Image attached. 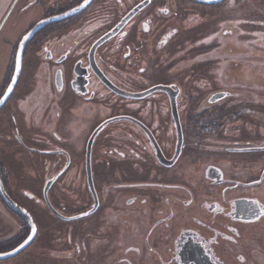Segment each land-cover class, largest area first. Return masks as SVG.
<instances>
[{"label":"rangeland","instance_id":"rangeland-1","mask_svg":"<svg viewBox=\"0 0 264 264\" xmlns=\"http://www.w3.org/2000/svg\"><path fill=\"white\" fill-rule=\"evenodd\" d=\"M31 1L0 0V88L5 82L8 66L14 59L13 52L17 42L44 16L40 7L35 4L31 6L34 2ZM48 1L40 0L39 4L48 5ZM70 1L61 0L60 7L68 5ZM59 2L55 0L54 7H58ZM110 4L118 6L119 2L98 1L97 6L93 7L96 19L80 29L81 33L74 32L63 38L68 42L67 46L76 45L89 35L100 34L112 28L118 18L105 15V11L111 10ZM134 6L129 4L128 8L132 9ZM154 6L170 11L174 21H162L161 17L154 19L149 24L148 36L156 35L158 30L170 33L171 36L168 43L162 44L163 48L157 54L152 52L155 59H151L152 66L145 67L146 78L136 90L144 92L172 82L180 92L177 104L182 126L186 130L191 126L201 128L194 130L197 139L187 136L179 167L184 169L188 177H180L177 183L183 187H191L194 204L200 203L201 207L204 202L217 198L213 195L217 188L222 194L218 195L222 205L235 198H258L264 203V0H224L213 5L193 0H156ZM119 9L125 11L123 7ZM147 10H143L141 15ZM136 19L125 28L128 31L126 41L132 40L137 34ZM111 41L112 46H115L116 41L111 39L108 43ZM32 60L31 53H27L23 60L22 80L13 98L14 106L10 107L13 112L18 111L16 104H24L20 100L26 88L31 93L25 104L36 111L43 110L48 100L46 98L52 96L51 91L46 90L42 84V77L34 69ZM219 93L225 95L224 98L211 103V99ZM137 101L143 105L142 117L146 121H153L159 137L169 134L173 127V122L170 121L173 120L168 96L155 92ZM67 110L69 113L64 115V124L60 128L62 131L59 132L61 142L53 145L67 153L71 160L70 172L68 177L56 180L48 193V199L55 211L70 218L90 211L92 205L87 178L84 175L81 179L75 177L76 169L81 168L83 171L85 168V148L89 132L83 133L81 127L75 126L73 111L81 114L90 110L92 117L98 116L100 111L95 104L83 106L71 99ZM111 110L108 106L103 108L102 116L111 114ZM22 117H18L20 127H23ZM123 124L117 122L111 127ZM205 127L209 129L207 134ZM57 130L59 129L53 127L50 133ZM34 132L36 135H44L42 138L45 137V142L49 144V137H46L49 134L45 129ZM47 146H50L48 149L53 147L50 144ZM12 147L15 152L4 147L2 152H11L17 158L1 157L0 152V159L5 163L7 186L31 213L38 233L24 251L13 258L0 260V264H125L127 260L129 264H148V255L138 258L127 249L133 244L141 245L145 238L151 223L152 205H145L143 210L127 211L119 207L122 198L116 187L119 183L103 182L96 170L97 190L108 208L94 216L64 221L50 210L45 201L44 189L48 180H38V174L34 179L29 170L32 166L41 174L44 172V162H59L63 155L31 153L16 145ZM37 147L46 151L43 147ZM97 154L99 156L98 149L95 150V155ZM64 161L65 159L62 160ZM210 166L220 168L225 176V182L217 188H213L206 175L202 178L203 168ZM164 190L159 189L163 197L172 195ZM173 195L189 197L188 193L184 195V192L177 191ZM197 209L193 213L201 220L210 214L207 209L204 212H198ZM126 213L133 217L131 224L120 219ZM182 213L186 215L184 211ZM262 227L253 229L256 242H251L254 236L250 233L247 237L242 236L240 244L251 243L264 252V225ZM248 231L245 228L240 233L245 235ZM23 233V222L3 207L0 198V246L14 242ZM240 253L244 256V261L248 260L246 264H253L252 259L258 264H264V257L257 256L252 251L251 259L248 251ZM226 260L229 264H236L231 258Z\"/></svg>","mask_w":264,"mask_h":264},{"label":"flooded vegetation","instance_id":"flooded-vegetation-1","mask_svg":"<svg viewBox=\"0 0 264 264\" xmlns=\"http://www.w3.org/2000/svg\"><path fill=\"white\" fill-rule=\"evenodd\" d=\"M39 1L32 0L31 6L35 4L36 7H40L44 12V16L37 23H34L27 32L39 22L50 17L62 16L86 2V0H71L68 5L60 7L62 2L58 0V9V7H54L55 0H49L48 5L45 3L41 5ZM98 1L101 0H94L82 12L44 27L27 44L24 57L27 53H31L32 65L39 72V76L42 77V84L46 90L51 91L52 96L51 98L45 97L48 100L46 103L44 102V109L36 111L35 108L30 109L28 104H25L31 93L26 88L20 100L24 104H16L15 107L18 111L13 112L10 107L14 106L13 98L22 80L24 70L22 68L14 92L0 110V152L3 151L2 147L15 152L12 145H16L25 152L63 155L64 162H62L63 159L59 162H44V172L41 174L36 172L32 166L29 170L34 179L38 174V180H48L47 182L58 176L57 181L68 177L71 160L65 151L60 150L53 144L61 142L62 137L59 132L62 131L60 128L64 124V115L69 113L67 108L70 105V99L83 106L95 104L100 111L98 116L92 117L90 110H85L81 114L73 111V117L76 118L75 126L81 127L83 133L89 132L85 150L94 131L103 123L116 118L124 119L106 125L93 142L91 170L99 204L93 216L99 214V211L103 212L107 207V203H104L101 194L97 190L96 170H98V175L103 182L117 181L119 183L116 184L117 191H120L122 197L119 207L125 208L127 211L129 209L143 210L145 205H152L151 223L145 238L142 240L141 245L133 244L129 247L128 252L138 258L148 255V264H229L226 258H231L236 264H246L248 260L244 261V256L241 255L240 251H248L249 253L252 251L257 256L264 257V252L253 247L251 243L249 245L240 244L242 236L247 237L250 233L254 236L251 242H256L255 230L256 228H263L264 203L261 200L258 198H235L227 201L226 205L220 204L218 195L219 193L222 194L217 187L225 182V176L220 168L214 166L203 168L202 178L206 175L210 179L211 185L214 186L213 188H217L218 193L213 191V195L217 198L213 201L204 202L202 207L200 203L194 204L195 198H193L191 187H183V185L177 183L180 177L184 178L186 176L184 169L179 167V162L181 161L184 145L187 142V136L194 140L197 139L194 130L201 128L191 126L186 130L182 126L178 109L182 130V149L177 162L172 166H167L165 164H170L174 159L180 140L177 121L173 116L172 109L171 119L173 121L170 122H173V127L169 128V134L160 138L158 131L153 127V121H146L142 117L143 105L137 101L138 99H131L122 94L136 95L142 93L136 89L141 87L146 78L145 67H149L152 63L151 59H155L152 52L157 54L163 48L162 44L168 43L170 40L171 34H165L164 30L162 33L158 30L156 35L149 37L150 22L161 18H163L162 21L173 22L174 17L171 16L170 11L155 8L156 0H117L119 2L118 6L110 4L111 10L105 11V15L118 18L117 23L112 28L100 34L89 35L88 38L80 40L76 45L67 46L68 42H65L63 38L74 32L81 33L80 29L96 19L93 7L97 6ZM129 4L135 6L131 9V7L128 8ZM141 5H144V7L132 20L141 15L143 10H148L147 12L144 11L145 14L135 20V22L138 20L136 24L138 30L132 40L126 41L128 31L125 30L131 20L115 36H112L100 46L94 47L97 41L113 30L132 10ZM121 7L125 8V11L119 9ZM111 39L116 41L115 46H112L113 41L108 43ZM20 40L15 46L14 59L11 60L8 66L5 82L0 88V100L11 83L15 67L14 60ZM161 86L170 87L177 91L178 99L180 92L172 82ZM161 93L168 96L165 92ZM91 102L94 103L91 104ZM107 106L112 108V113H106L105 116H102L101 111ZM19 112L21 115L18 116ZM21 116H23L21 118L23 127H20L18 121V117ZM117 122H123L124 124L111 127ZM170 122L169 124H171ZM53 127L59 130L50 133ZM39 128L45 129L49 134L46 137H49V144L53 146L51 149H48L50 146H47L49 144L45 142L46 138H42L44 135L35 134L34 131L40 130ZM25 131L27 134H23ZM204 131L207 134L209 129L205 127ZM37 146L45 148L46 151L40 150ZM97 149L99 156L98 154L95 155ZM4 156L17 158L11 152L7 154L2 152L1 157ZM4 164L3 159H0V175L6 192L16 204L25 209L23 201L14 195L7 186ZM202 166L203 164H201V168ZM83 175L88 180L86 157L84 170L82 171L80 168V170L76 169L75 171L76 179H81ZM188 184L190 185V183ZM159 189L168 190L172 195L163 197L159 193ZM171 190L184 192V195L188 193L189 197L175 196L173 195L174 191ZM91 200L90 210L95 205L92 193ZM2 205L12 212L3 202ZM196 208H198V212H204V209H207V213L210 214L201 220L193 213ZM183 211L186 215H183ZM12 213L19 217L16 213ZM120 219L128 224L133 221V217L128 213L120 216ZM257 225L261 227H257ZM245 228L249 231L245 235H241L240 230H245ZM26 231L25 229V233L14 242L1 246L0 253L10 252L22 244L29 235V229ZM108 235H111V233ZM248 241L250 242V240ZM227 245L232 246V248ZM252 256L253 254L250 253V259ZM150 259L152 260L151 263ZM252 260L253 264H258L255 259ZM129 263L127 260L125 264Z\"/></svg>","mask_w":264,"mask_h":264},{"label":"water","instance_id":"water-1","mask_svg":"<svg viewBox=\"0 0 264 264\" xmlns=\"http://www.w3.org/2000/svg\"><path fill=\"white\" fill-rule=\"evenodd\" d=\"M94 0H86V2H84L81 6L65 13L62 16H55V17H50L48 19H45L41 22H39L38 24H36V26H34V28H32L29 32H27L22 39L20 40L19 44H18V48L16 51V56H15V60H14V74L11 80V83L9 85V87L7 88L5 94L3 95V97L0 100V110L4 107V105L6 104V102L8 101V99L11 97L12 93L14 92L16 85L18 84V81L20 79V75L22 73V68H23V59H24V52L26 50V46L27 44L34 38V36L40 31L42 30L44 27L52 24V23H56L59 22L61 20H64L66 18L72 17L80 12H82L85 8H87ZM199 3H204V4H209V5H213V4H220L222 3L224 0H193ZM144 7V5H141L139 7H137L136 9L132 10L113 30H111L108 34H106L105 36H103L99 41L96 42V44L94 45V47H98L101 44H103L105 41H107L108 39H110L112 36H115L127 23H129L132 18L140 11L142 10V8ZM155 92H165L168 94L169 96V100H170V106L172 109V113L174 118L177 121V127H178V134H179V142L177 145V153L174 157V159L171 161L170 164H165L167 166H172L173 164H175L180 156L181 153V149H182V130H181V125H180V121H179V114H178V108H177V95L178 92L173 90L170 87H165V86H156L153 87L147 91H144L142 93L136 94V95H130V94H123V96H126L128 98L131 99H141L144 98L148 95H151ZM224 97L223 94H218L217 96L214 97V99L211 102H215L219 99H222ZM124 118H116L110 121H107L105 123H103L100 127H98L94 133L92 134L88 145H87V151H86V169H87V175H88V185H89V190L91 191L92 195L94 196L95 199V205L93 207L92 210L83 213L79 216L76 217H70V218H66L63 217L62 215H60L57 211H55V209L51 206V204L49 203V199H48V192L51 188V186L56 182V180L58 179L55 178L50 182H47L45 189H44V197H45V201L48 205V207L50 208V210L56 215L58 216L60 219L67 221V222H71V221H75L78 219H82L88 216L93 215L97 208H98V199L96 196V192L94 189V184H93V179H92V170H91V156H92V147H93V142L96 138V136L99 134V132L108 124L115 122V121H119L122 120ZM153 142L155 143V141L153 140ZM157 146V145H156ZM158 147V146H157ZM0 198L2 200V202L5 204V206L7 208H9L12 212L16 213L19 217H21L23 219V221L26 223L27 228L29 229V235L26 238V240L20 244L16 249L10 251V252H6V253H0V260H5V259H9V258H13L15 256H17L18 254H20L22 251H24L28 246L31 245V243L35 240L38 230H37V225L32 217V215L24 208H22L21 206H19L18 204H16L11 197L9 196V194L6 192L4 183L2 181L1 175H0Z\"/></svg>","mask_w":264,"mask_h":264},{"label":"trees","instance_id":"trees-1","mask_svg":"<svg viewBox=\"0 0 264 264\" xmlns=\"http://www.w3.org/2000/svg\"><path fill=\"white\" fill-rule=\"evenodd\" d=\"M20 219H21V221L23 222V224H24V227H25V229L28 231V229L26 228V223L23 221V219L20 217ZM26 231V232H27ZM1 247V246H0Z\"/></svg>","mask_w":264,"mask_h":264}]
</instances>
